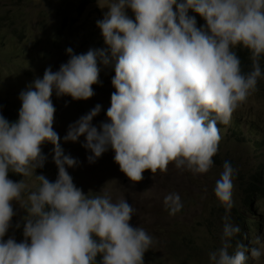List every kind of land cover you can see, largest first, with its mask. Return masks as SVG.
I'll use <instances>...</instances> for the list:
<instances>
[{
    "label": "clouds",
    "instance_id": "9594fccd",
    "mask_svg": "<svg viewBox=\"0 0 264 264\" xmlns=\"http://www.w3.org/2000/svg\"><path fill=\"white\" fill-rule=\"evenodd\" d=\"M107 9L97 21L105 48L83 54L68 48L70 58L58 71L46 68L42 79L19 94L18 120L0 114V264H144L154 243L142 227L130 224L135 209L125 198L89 196L73 183L66 166L77 161L64 154L53 128V92L87 100L99 82L98 64L114 66L107 122L92 125L101 111L97 104L68 126L63 139L84 136L89 163L110 147L120 171L137 183L144 171L166 173L169 164L207 173L222 139L220 128L230 124L264 76V0H107ZM189 11L203 19L202 27ZM237 48L250 53L248 73L242 72ZM45 143L53 145L54 182L35 174L47 160ZM10 172L39 182L27 200L24 179L13 181ZM234 174L225 162L214 187L225 215L221 246L209 253V264H246V253L254 261L264 255V248H247L248 239L232 222ZM14 201L26 211L21 242L4 240L16 215ZM164 204L170 215L182 208L176 193L166 195Z\"/></svg>",
    "mask_w": 264,
    "mask_h": 264
},
{
    "label": "rangeland",
    "instance_id": "374dc122",
    "mask_svg": "<svg viewBox=\"0 0 264 264\" xmlns=\"http://www.w3.org/2000/svg\"><path fill=\"white\" fill-rule=\"evenodd\" d=\"M76 7L77 0H0V97L8 103L17 120L21 107L19 94L36 78L42 79L46 68L58 71L70 58L68 48L73 54H83L89 49L106 47L97 21L108 11L107 0H95L79 14ZM127 14L134 18L130 10ZM188 14L193 15L191 11ZM203 25L202 19L199 27ZM98 67L99 82L92 85L91 98L73 100L70 96L57 97L53 92L51 100L56 109L53 128L60 137L64 154L77 161L74 167L66 166L76 187L89 196L107 193L113 201L123 197L135 209L130 224L142 227L154 241L144 255V264H209V253L221 246L225 212L214 195V187L225 162L235 170L232 222L241 227L243 237L248 239L247 248H264V76L258 79L256 90L246 102L233 113L230 124L220 128L222 139L207 173L194 175L169 164L166 173L158 170L152 175L146 170L143 180L133 183L114 162L110 147L95 162L89 163L87 157L91 152L82 146L84 136L76 142L63 139L68 126L97 104L101 105V111L93 118L92 125L99 128L102 122H107L106 111L115 91L111 84L114 66L98 64ZM52 148L50 143L42 146L47 160L35 174H43L54 182L58 170L52 159ZM21 179L28 186L22 193V199L27 200L29 191L36 190L39 182L34 177L21 176L17 182ZM254 179L258 180L261 191L251 195L249 206L256 216L250 215L243 204ZM171 193L178 194L182 203L175 215H170L164 204L166 195ZM256 203L258 207L254 209ZM13 209L16 215L4 240L13 237L21 242L26 211L15 201ZM250 216L260 222V230L256 232L253 225L251 234L246 233L244 223ZM257 236L259 244L255 243ZM235 250L233 244L230 254ZM246 255L249 256L246 264H264V255L259 261H254L250 253Z\"/></svg>",
    "mask_w": 264,
    "mask_h": 264
},
{
    "label": "trees",
    "instance_id": "16d2710c",
    "mask_svg": "<svg viewBox=\"0 0 264 264\" xmlns=\"http://www.w3.org/2000/svg\"><path fill=\"white\" fill-rule=\"evenodd\" d=\"M95 2V0H77V7H76V13H81L83 11V9L90 5L93 4ZM192 16L196 17V21H197V27H199V25L201 24L202 18L199 17L198 15H196L195 13H193ZM235 51L237 52V55L239 56L240 60H241V69L242 72L244 73H248L252 70L251 68V60H250V53L248 52V50L243 49V48H237L235 49ZM261 70L262 72H264V58L261 59ZM0 114H2L9 122H14L16 121V116L14 114V112L12 111V109L10 108V106L8 105V103L6 101H4L1 97H0ZM218 128H220L221 126H223V124L218 123ZM20 175L18 174H14V173H9V178L12 179L13 181H17L19 179ZM253 186L250 188V191L247 193L246 196V201L243 203L246 206V210L247 212H250V215L252 214V216H256V213L252 210H250V198L251 195L253 193L255 194H259L260 193V188L258 186V180L254 179L252 181ZM248 185H250V181L248 183ZM249 189V188H248ZM264 191V190H263ZM258 207L257 203L254 207V209H256ZM245 225H246V230L248 231V233L251 232V225L255 224V228L258 229L259 226V222L257 220L252 221L250 217H247L246 220L244 221ZM99 260V257L97 258Z\"/></svg>",
    "mask_w": 264,
    "mask_h": 264
}]
</instances>
